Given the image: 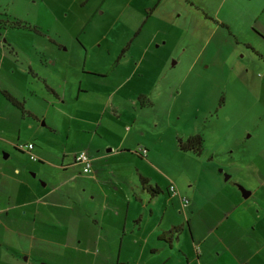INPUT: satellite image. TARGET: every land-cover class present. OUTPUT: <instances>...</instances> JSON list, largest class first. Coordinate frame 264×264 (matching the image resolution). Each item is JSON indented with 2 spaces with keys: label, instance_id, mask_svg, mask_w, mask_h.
Segmentation results:
<instances>
[{
  "label": "crops",
  "instance_id": "0c3cea01",
  "mask_svg": "<svg viewBox=\"0 0 264 264\" xmlns=\"http://www.w3.org/2000/svg\"><path fill=\"white\" fill-rule=\"evenodd\" d=\"M73 1L84 4L83 7L87 10V0ZM105 1L100 0V4L91 8L89 13L92 17L106 15L110 18L111 15L119 16L124 11L128 12V16L122 27L124 35L117 44L113 45L114 42H111V52L116 50L117 53H108L111 55L110 60H105V73L110 78V86L106 85L104 92H92L93 98L103 105L96 109L100 112V117L93 122V131L81 125V145L70 151L58 150L57 155L48 156L44 147L36 148L38 158L31 161H42V166L37 167L39 175L44 168L49 169V172L57 169L64 177L63 180L54 184L50 173L43 171L45 176L43 174L44 182L41 185L29 182L33 188L27 184L21 192L7 195L6 198L12 195L17 197L20 209H26L25 198L28 194L40 197L38 199L41 201L34 197L33 207L29 208L33 211L32 217L26 215V211L23 214L25 219L32 220V225H36L41 213L50 214L47 208L52 200L41 197L45 195V198H49L59 191L67 193L69 197L75 192L70 194L68 190L63 191L64 186L78 188L80 194L77 193L76 200L90 204L84 217L89 219L93 228L89 239L94 237L98 241L106 236L107 241L117 242V254L124 255L126 259L120 264H264V140L259 149H247L241 159L234 156L233 149L230 151L228 146L231 157L228 160L222 157V163L216 165L215 155L219 147L224 146L223 132L215 138L212 135L208 138V132H200V123L198 128L192 126L190 132H182L176 126L170 127L168 124L164 133L169 134L167 146L172 144L174 150L178 147V138L202 135L203 148L200 154L181 151L191 154L189 158L193 159L195 156L198 161L211 157L207 161V177L203 183L218 186L213 195H210L211 190L203 186L197 198L195 191H191L192 202L186 205L181 203L178 209L177 198L182 202L183 196L172 176L161 169L155 143L152 141L143 144L138 138L155 133L153 128L157 126L155 123L147 127L142 121L144 111L154 107L151 97L155 99L160 93L158 85L154 86V91L153 86L150 90L145 88V82L149 80L145 79L143 69L151 48L166 45L168 38H171L170 29H185L187 35H195L200 45L195 48V53L192 44L186 43L185 47L177 49L181 40L177 36L176 40L171 38L170 53L160 55L158 60L169 61L168 56L171 55L177 63L180 54L188 53L192 57L190 65L201 63L202 66L218 67L221 69L219 76L228 75L229 78L230 72H239L238 68L242 66L244 70L248 64L254 70L261 69L264 72V0H253V5H249L250 0H118L121 6L119 8L111 0L106 7H102ZM206 1L213 2L214 5L207 8L208 5H204ZM150 8V13L147 14ZM82 22L80 20L78 25ZM105 24L101 29H114V19ZM86 27L87 25L83 29ZM94 28L100 29L96 26ZM79 42L82 44L80 40ZM119 42L123 47L130 43L128 52L137 50L138 58L128 60L127 52H123L118 58V51L123 49ZM55 43L56 49L62 48L63 43ZM84 44L87 45L85 40ZM34 45L39 70L33 64L34 60H29L31 68H28V72L34 73L36 79L44 82L45 89L40 88V91L55 104L56 109L63 111L59 104L65 103L64 88L68 83L76 82L73 86L77 88L78 96L81 92L84 94L90 91L89 87L94 83L101 86L100 78L99 81H93L77 77L79 74L75 76L71 70L76 68V64L70 65L67 72L62 68L55 70L52 65H55L56 59L49 54L53 50L49 40L36 42ZM49 58L51 64L48 63ZM128 65L131 68L126 72ZM50 69H54L56 73L47 74ZM92 72L101 76V73ZM126 74L131 76H125ZM261 77H257L259 79L255 83L244 78L245 84L250 88L251 100L256 106L259 104L260 110L264 108L261 106L264 102V81ZM132 79L130 85L129 81ZM83 83L86 86L82 88ZM53 99L59 104L53 102ZM221 100V106L225 107L224 97ZM171 110L169 108L167 113L170 117ZM27 111L34 113L32 110ZM203 117L202 120L206 119ZM89 119L92 120V117ZM135 122L139 124L135 125ZM49 128L53 132L58 130L55 124H51ZM212 130L216 132L217 129L214 127ZM140 148L146 150L144 155H141ZM80 151H86L92 158V170L89 174L82 173L81 166L74 161L75 154ZM205 151L207 159L203 158ZM7 156L5 154L4 157ZM169 156L167 154L166 158ZM211 161L215 163L209 164ZM218 166L222 168L218 169ZM223 176L226 178L223 179ZM108 181L116 183L117 188H108ZM143 181H147V185H143ZM169 185L175 187L176 194L170 191ZM154 186L158 187L159 192H151L150 187ZM241 188L248 194L243 195ZM219 193L224 194L226 201L219 205L213 204L212 199ZM2 209L3 206H0V212ZM177 215L181 217L178 218ZM153 219L156 220L155 223ZM179 226L180 234L175 236V231L170 232L169 240L165 239L168 231L176 228L179 230ZM41 230H33L27 236L32 240H46ZM186 230L189 235L181 238V233ZM186 248L188 251H185Z\"/></svg>",
  "mask_w": 264,
  "mask_h": 264
},
{
  "label": "rangeland",
  "instance_id": "374dc122",
  "mask_svg": "<svg viewBox=\"0 0 264 264\" xmlns=\"http://www.w3.org/2000/svg\"><path fill=\"white\" fill-rule=\"evenodd\" d=\"M108 1L110 0L103 2L102 7H106ZM111 1L117 8L121 7L118 0ZM206 2L204 5L207 4V8L214 5L213 2ZM98 4L100 0H87V10H85L84 4L73 0H0V19H2L0 21V89L6 90L21 101L26 110L34 112V115L22 113L5 99L0 90V206H3L0 212V264H120L121 261L126 260L124 255L117 254V242L107 241L106 236H102L98 241H95L94 237L89 239L93 228L89 219L84 217L90 204L76 200L78 188L71 185L64 186L63 191L68 190L70 194L75 192L69 197L67 193L60 191L53 193L49 198H45V195L41 197L52 200L47 208L50 214L41 213L36 225H32V220L25 219L23 214L26 211V215L32 217L33 211L29 208L33 207L34 197L37 199L40 197L28 194L25 198L26 209H20L17 197L12 195L6 198L7 195L21 192L27 184L31 186L29 182L41 185L44 182L43 174L45 176L43 171L49 172V169L44 168L39 175L37 167L42 166V161L32 162L26 152L18 149L20 145L31 142L34 145L35 155L36 148L41 147H44L48 156L57 155L58 150L70 151L83 142L79 128L83 126L93 131L95 127L93 122L100 117V112L98 113L96 109L103 105L93 98L92 92L96 90L104 92L106 85L110 86V78L106 77L105 73L107 70L105 60H110L111 55L108 53L111 52V42H114L113 45L117 44L124 35L122 27L128 12L124 11L119 16L113 14L110 18L106 15L92 17L89 12ZM253 4V0H250L249 5ZM7 19H21L24 25L36 26L39 32L36 33L24 26L13 27L10 22H6ZM112 19L115 22L112 31L101 29L105 27L104 23L107 24ZM80 20L83 22L78 25ZM85 23H88L87 27L81 31ZM95 26L100 29H95ZM146 32L147 29L145 34ZM170 34L173 40H176L177 36L181 37L177 49L185 47L186 43L192 44L195 53V48L200 46L195 35L191 33L187 35L185 29H170ZM171 38H168L166 45L151 48L143 69L145 79L149 80L145 82V88L150 90L153 86L154 91V86L158 85L160 93L155 99L151 97L154 107L146 109L142 115V121L147 127L157 123L153 128L155 133L151 134L153 136L147 134L144 138H138L143 144L152 141L155 143L161 169L172 176L181 195L186 197L188 202H192L191 191H195L197 198L203 186L211 190L210 195L215 194L218 189L214 183L209 186L203 183L207 177V161L211 157L207 159L205 151L203 158L207 160L198 161L195 156L193 159L189 158L191 154L182 152L177 146L175 150L172 144L168 147L169 134L164 133L166 126L170 124V127L176 126L182 132H190L192 126L198 128L200 123V132L203 134L208 132V138L210 135L215 138L223 132L224 146H220L215 155L216 163L211 161L208 162L209 164L214 162L219 165L222 163V157L228 160L231 157L228 146L230 151L233 149L234 156L243 158L247 149L252 147L259 149L264 140V108L260 110L259 104L256 106L251 100L250 88L245 84L244 78L255 83L259 79L257 77L262 76L261 80L264 81L262 75L264 72L261 69L254 70L252 65L248 64L249 68L245 67L243 70L244 66H242L238 68L239 72L233 74L230 72L229 78L228 75L219 76L221 69L218 67L202 66L201 63L190 65L192 57L188 53L180 54L177 63L171 55L168 56L169 61L158 60L160 55L170 53ZM48 40L53 45V50L49 54L56 59L55 65H52L55 70L62 68L67 72L70 65L76 64V68L71 70L75 76L79 74L80 76L77 77L83 79L102 80L100 87L99 83H94L89 87L90 91L84 94L81 92L79 96L77 88L73 86L76 82L68 83L64 88L65 103L59 104L55 99L52 100L59 104L63 111L56 109L55 104H52L51 100L44 97L43 92L40 91V88L45 89L44 82L36 79L34 73L28 72V68H31L28 64L29 60H34L33 64L39 70L37 64L39 61H35L34 44ZM84 40L87 45L84 44ZM55 42L63 43L62 48L56 49ZM119 45L123 47L120 42ZM128 47L124 53L127 52V59L133 61L138 58L139 52L137 50L128 52ZM112 52L117 53L116 50ZM59 55L61 56L58 57ZM117 57H121V50L118 51ZM49 61L50 58L48 63ZM44 62L46 65V61ZM130 68L131 65H128L126 72H129ZM54 69H50L49 72L46 70L47 74H55ZM92 71L101 73V76L92 74ZM122 74L124 75L123 71ZM132 82L133 79L129 81L130 85ZM83 86L86 84L83 83L82 88ZM222 97L225 107L220 103L223 101ZM261 106L264 107V102ZM169 108L172 109L171 117L167 114ZM89 117H92V120ZM202 117L206 119L202 120ZM51 124L57 125L56 132L50 130ZM136 124L139 123L135 122ZM214 127L217 129L216 132L212 130ZM5 154L8 155L6 158ZM167 154L170 156L166 158ZM220 168L222 167L218 166V169ZM49 173L54 184L64 178L57 169H52ZM225 178L223 176V179ZM106 186L117 188V184L111 181H108ZM223 197L224 194H216L212 203L222 204L226 201ZM181 203L177 198L178 209ZM177 217L181 216L177 215ZM152 221L156 222L154 219ZM166 223L165 219V227ZM35 227L42 229L41 233L47 238L46 240H32L27 236L33 230H37ZM170 232H167L165 239L170 238ZM180 232L181 226L174 235ZM181 234L182 238L189 235V232L186 230ZM176 246L178 249V244ZM185 251L188 249L186 248Z\"/></svg>",
  "mask_w": 264,
  "mask_h": 264
},
{
  "label": "trees",
  "instance_id": "16d2710c",
  "mask_svg": "<svg viewBox=\"0 0 264 264\" xmlns=\"http://www.w3.org/2000/svg\"><path fill=\"white\" fill-rule=\"evenodd\" d=\"M150 10H151V8L147 10V14L150 13ZM5 15H6V13H5ZM1 20L2 19H0V21ZM6 22L7 23L10 22V25L13 26V27L24 26V27L30 28L31 30L35 31L36 33L39 32V29H37L36 26L24 25L23 24L24 21L21 20V19H13V20L7 19ZM87 24L88 23H85L83 28ZM128 45H129V43L123 47V49L121 50V55H122L123 52H125L127 50ZM1 92H2L3 96L5 97V99L8 100L9 102H11L13 105L17 106L22 111V113H24V114L27 113V114L30 115V113H28V111L24 108V105H23V103L21 101H18L15 97H13L6 90H1ZM177 144H178L179 149L182 150V151H190V152H192L194 154H200L202 152V148H203V138H202V135H200V134H193V135L188 136L185 139L178 138L177 139ZM142 184L143 185H147V181H143ZM150 188H151L150 189L151 192H153V193L159 192V189L156 186L150 187ZM176 230H178V229L177 228L176 229H172L171 232H174Z\"/></svg>",
  "mask_w": 264,
  "mask_h": 264
},
{
  "label": "built area",
  "instance_id": "2783aa9c",
  "mask_svg": "<svg viewBox=\"0 0 264 264\" xmlns=\"http://www.w3.org/2000/svg\"><path fill=\"white\" fill-rule=\"evenodd\" d=\"M34 145L31 142L22 144L19 146L20 150H23L26 152L29 156L30 160H37V156L33 153ZM146 152L145 149H141L140 153L141 155H144ZM75 163L79 164L81 166L82 173L89 174L92 170V158L86 151H80L75 154L74 157ZM169 189L172 193L176 194L175 187L173 185H169ZM181 201L183 205H186L188 203V200L184 197H181Z\"/></svg>",
  "mask_w": 264,
  "mask_h": 264
},
{
  "label": "water",
  "instance_id": "95a60500",
  "mask_svg": "<svg viewBox=\"0 0 264 264\" xmlns=\"http://www.w3.org/2000/svg\"><path fill=\"white\" fill-rule=\"evenodd\" d=\"M241 191H242L243 195H246V194H248V192H247V191H244V189H243V188H241Z\"/></svg>",
  "mask_w": 264,
  "mask_h": 264
}]
</instances>
